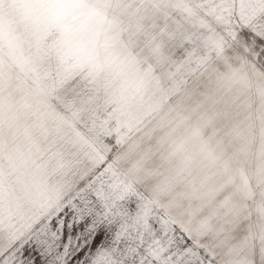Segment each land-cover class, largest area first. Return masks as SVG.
Returning a JSON list of instances; mask_svg holds the SVG:
<instances>
[{
    "label": "snow or ice",
    "instance_id": "6c2138e0",
    "mask_svg": "<svg viewBox=\"0 0 264 264\" xmlns=\"http://www.w3.org/2000/svg\"><path fill=\"white\" fill-rule=\"evenodd\" d=\"M0 264H264V0H0Z\"/></svg>",
    "mask_w": 264,
    "mask_h": 264
}]
</instances>
